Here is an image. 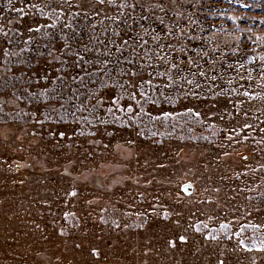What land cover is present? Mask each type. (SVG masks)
<instances>
[{
  "label": "rangeland",
  "instance_id": "obj_1",
  "mask_svg": "<svg viewBox=\"0 0 264 264\" xmlns=\"http://www.w3.org/2000/svg\"><path fill=\"white\" fill-rule=\"evenodd\" d=\"M0 264H264V0H0Z\"/></svg>",
  "mask_w": 264,
  "mask_h": 264
},
{
  "label": "trees",
  "instance_id": "obj_2",
  "mask_svg": "<svg viewBox=\"0 0 264 264\" xmlns=\"http://www.w3.org/2000/svg\"><path fill=\"white\" fill-rule=\"evenodd\" d=\"M74 25H72L70 27V25L68 26H64V27H60V26H51V27H44L43 29L47 30L48 33H47V37L44 39V41H41L39 43H42V42H45L47 40H52V41H57L61 38V36H63V34H69V35H73V36H83V33H80L81 31V27L80 28H74L73 27ZM54 36V37H52ZM78 40V39H77ZM36 42V41H35ZM36 43H32L31 45H28V46H25L23 47L21 50H20V54H18V57H16L18 60L20 58L24 59V60H31V59H37V57L39 56V50L40 48L38 46L35 45ZM40 45V44H39ZM80 48H82V46H80ZM120 51H122V47L119 48ZM123 52V51H122ZM87 58L90 60H93V59H96L98 57H101L102 55L100 53H93L92 51L88 52L87 54ZM101 55V56H100ZM106 59H107V62H106V65L108 66H124L127 68L128 65L125 64V62L121 61L119 59L118 60H114L113 57H117L116 55H113L112 54V51L111 52H108V55H106ZM108 56H111V59L110 57ZM23 60V61H24ZM115 61V62H114ZM97 71H103V69H99ZM95 72L93 74H98V72ZM108 71H111V69L109 70H105V72L107 73ZM97 79V78H96ZM96 81V80H94ZM103 82V81H101ZM89 84V86H93V83L90 82L89 80L85 81V84ZM55 86V84H54ZM54 88V87H53ZM53 88H50L49 90V93L52 92ZM70 97V101H67L65 103H63L61 106L62 108H65V107H68V106H73L74 104H76L77 100L79 97H77L75 94L74 95H69ZM77 99V100H76Z\"/></svg>",
  "mask_w": 264,
  "mask_h": 264
},
{
  "label": "water",
  "instance_id": "obj_3",
  "mask_svg": "<svg viewBox=\"0 0 264 264\" xmlns=\"http://www.w3.org/2000/svg\"><path fill=\"white\" fill-rule=\"evenodd\" d=\"M187 187H188V185H185V186H184V189H186Z\"/></svg>",
  "mask_w": 264,
  "mask_h": 264
}]
</instances>
